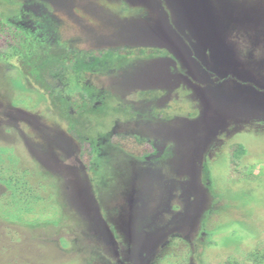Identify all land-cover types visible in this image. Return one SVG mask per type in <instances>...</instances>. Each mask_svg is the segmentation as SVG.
<instances>
[{"label": "rangeland", "instance_id": "1", "mask_svg": "<svg viewBox=\"0 0 264 264\" xmlns=\"http://www.w3.org/2000/svg\"><path fill=\"white\" fill-rule=\"evenodd\" d=\"M3 7L78 49L163 52L87 72L111 102L99 121L84 119L97 148L91 170L64 109L18 61L0 59V264H264V0ZM118 132L160 151L133 157L111 143ZM234 142L246 148L236 168L250 176L231 182ZM11 176L19 190L1 181ZM22 185L36 202L23 210L29 223L15 224L4 212L17 206Z\"/></svg>", "mask_w": 264, "mask_h": 264}, {"label": "trees", "instance_id": "2", "mask_svg": "<svg viewBox=\"0 0 264 264\" xmlns=\"http://www.w3.org/2000/svg\"><path fill=\"white\" fill-rule=\"evenodd\" d=\"M2 5V6H1ZM4 3L0 2V59L5 61H18L22 71L30 75L32 79L49 96L54 106L69 120V132L74 135L81 144V157L88 169H99L97 164V148L92 140L89 130L90 121L100 116H106L111 107V102L106 98V94L88 81L87 72L101 69H111L110 63H115L116 59L121 61L130 57L152 56L162 54L158 47H96L91 49H78L59 41L51 40V35L42 33L41 23L28 24L19 22L23 18V13H19L18 8H11L8 13L4 9ZM15 10V11H13ZM14 12L16 15L14 16ZM13 15V16H12ZM42 26V27H40ZM8 46L6 48L5 46ZM76 79L77 88L65 93L66 84L72 79ZM65 105V107L63 106ZM124 111L130 109L122 106ZM121 107V108H122ZM127 107V108H126ZM117 109V107H114ZM72 111V116L71 112ZM76 115L78 117L73 116ZM83 118V120L81 118ZM80 118V119H79ZM89 121L90 123H85ZM111 143L122 149L127 154L137 158H149L160 151L161 146L150 139H146L137 133H113ZM229 170L228 181H238L242 177L248 178L250 175L246 170L237 169L242 156L246 153L245 145L242 142H234L229 145ZM212 173L209 167L205 168V178L210 180ZM15 178V177H14ZM12 176L2 178V182L13 190H19L18 181ZM26 183V182H25ZM15 184V185H14ZM12 209H5V218L13 223H29L22 218L27 205L35 204L33 195L27 190L26 185H22L20 192ZM19 199V200H18ZM7 208V206H6ZM31 208H34L33 206ZM4 209V208H3ZM29 214V213H28ZM29 220V219H28ZM207 240L203 243L208 244Z\"/></svg>", "mask_w": 264, "mask_h": 264}]
</instances>
